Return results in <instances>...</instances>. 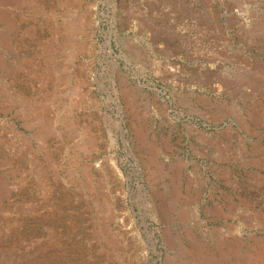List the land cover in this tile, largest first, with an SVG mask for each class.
<instances>
[{
  "label": "rangeland",
  "instance_id": "374dc122",
  "mask_svg": "<svg viewBox=\"0 0 264 264\" xmlns=\"http://www.w3.org/2000/svg\"><path fill=\"white\" fill-rule=\"evenodd\" d=\"M0 264H264V0H0Z\"/></svg>",
  "mask_w": 264,
  "mask_h": 264
},
{
  "label": "bare ground",
  "instance_id": "6f19581e",
  "mask_svg": "<svg viewBox=\"0 0 264 264\" xmlns=\"http://www.w3.org/2000/svg\"><path fill=\"white\" fill-rule=\"evenodd\" d=\"M54 28H55V27H54ZM54 28H53V29H54ZM68 28H69V27H68ZM69 30H70V29H69ZM54 32H55V30H54ZM57 36H58V34H57ZM50 79H51V78H50Z\"/></svg>",
  "mask_w": 264,
  "mask_h": 264
}]
</instances>
